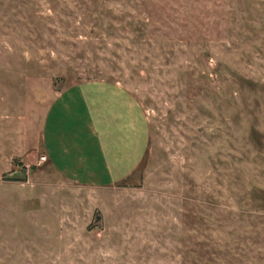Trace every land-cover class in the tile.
<instances>
[{"label":"rangeland","instance_id":"374dc122","mask_svg":"<svg viewBox=\"0 0 264 264\" xmlns=\"http://www.w3.org/2000/svg\"><path fill=\"white\" fill-rule=\"evenodd\" d=\"M87 82L146 124L103 188L42 156ZM0 264H264V0H0Z\"/></svg>","mask_w":264,"mask_h":264},{"label":"crops","instance_id":"0c3cea01","mask_svg":"<svg viewBox=\"0 0 264 264\" xmlns=\"http://www.w3.org/2000/svg\"><path fill=\"white\" fill-rule=\"evenodd\" d=\"M42 134L45 163L67 181L94 188L130 177L147 142L139 109L117 83H77L60 92L45 112Z\"/></svg>","mask_w":264,"mask_h":264}]
</instances>
